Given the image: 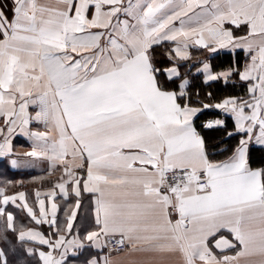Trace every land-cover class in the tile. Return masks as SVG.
<instances>
[{"label":"snow or ice","instance_id":"snow-or-ice-1","mask_svg":"<svg viewBox=\"0 0 264 264\" xmlns=\"http://www.w3.org/2000/svg\"><path fill=\"white\" fill-rule=\"evenodd\" d=\"M0 160V264H264V0H0Z\"/></svg>","mask_w":264,"mask_h":264},{"label":"trees","instance_id":"trees-1","mask_svg":"<svg viewBox=\"0 0 264 264\" xmlns=\"http://www.w3.org/2000/svg\"><path fill=\"white\" fill-rule=\"evenodd\" d=\"M241 59L243 56L241 55ZM221 61L224 57L220 58ZM220 61H217V63ZM45 177L43 181L36 180V177ZM57 177H47L46 173H34V172H20L12 171L5 165L4 162H0V187L4 186L5 181H22L23 183L19 186V190L25 191L29 197L33 198L35 190H46L50 187V181L56 179ZM12 189L9 188V192ZM8 239L15 242L14 236L11 233L8 235ZM5 246L3 239H0V248Z\"/></svg>","mask_w":264,"mask_h":264},{"label":"crops","instance_id":"crops-1","mask_svg":"<svg viewBox=\"0 0 264 264\" xmlns=\"http://www.w3.org/2000/svg\"><path fill=\"white\" fill-rule=\"evenodd\" d=\"M13 145H14V152H17V153H23V152L29 150L26 141L22 137L14 138ZM0 162H4L5 165L8 166V168L12 171L46 173L44 165H38L37 167L32 168V169H23L22 168L19 170H14V169L9 167L7 161L0 160ZM33 199H34V194H33Z\"/></svg>","mask_w":264,"mask_h":264}]
</instances>
